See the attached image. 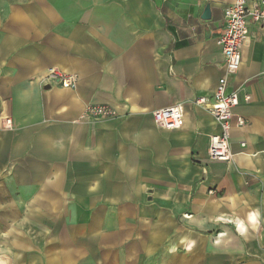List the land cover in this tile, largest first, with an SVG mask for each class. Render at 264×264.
Listing matches in <instances>:
<instances>
[{"label": "crops", "instance_id": "crops-1", "mask_svg": "<svg viewBox=\"0 0 264 264\" xmlns=\"http://www.w3.org/2000/svg\"><path fill=\"white\" fill-rule=\"evenodd\" d=\"M233 1L0 0V264H264V21L228 79L229 160L194 102L225 74ZM175 104L183 125L159 127Z\"/></svg>", "mask_w": 264, "mask_h": 264}, {"label": "built area", "instance_id": "built-area-1", "mask_svg": "<svg viewBox=\"0 0 264 264\" xmlns=\"http://www.w3.org/2000/svg\"><path fill=\"white\" fill-rule=\"evenodd\" d=\"M234 0L225 9V27L219 35L217 42L221 47L224 62L225 74L219 77L213 95L210 99L204 96L195 99L196 104L205 105L207 111L214 117L219 126L218 133L209 137L207 155L210 159L226 161L230 159V130L233 117V109L238 104L236 91H226L229 76L235 74L241 62L240 49L248 36L247 21H264V0ZM50 80L57 81L63 87L74 88L76 79L73 74L57 70H50ZM264 80V78H263ZM246 100L249 96L245 97ZM85 114L89 117L101 118L111 117L115 110L106 105L87 104ZM154 122L165 129H175L183 125V105L175 104L168 107L156 109L152 112ZM4 127L10 128L12 121L9 117L2 118ZM244 123L238 118L237 124Z\"/></svg>", "mask_w": 264, "mask_h": 264}, {"label": "water", "instance_id": "water-1", "mask_svg": "<svg viewBox=\"0 0 264 264\" xmlns=\"http://www.w3.org/2000/svg\"><path fill=\"white\" fill-rule=\"evenodd\" d=\"M202 18L204 19H208L210 17V9H209V5H206L204 7L203 13H202Z\"/></svg>", "mask_w": 264, "mask_h": 264}]
</instances>
